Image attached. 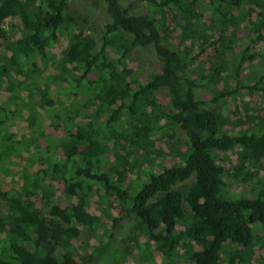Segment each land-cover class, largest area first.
Returning a JSON list of instances; mask_svg holds the SVG:
<instances>
[{
	"label": "trees",
	"instance_id": "1",
	"mask_svg": "<svg viewBox=\"0 0 264 264\" xmlns=\"http://www.w3.org/2000/svg\"><path fill=\"white\" fill-rule=\"evenodd\" d=\"M71 1L0 0V88L25 107L29 130L17 140L9 111L0 113V264H119L122 240L147 258L154 243L163 264H250L264 251L252 228L264 230V200L229 199L219 154L238 151L232 173L259 167L248 180L264 187V112L245 100L264 101L255 63L264 59V0H144L142 14L130 0H91L107 16L96 34ZM10 18L21 20V37L6 27ZM135 52L160 69L142 79L123 67L118 58ZM240 98L245 108L224 112ZM156 133L165 154L152 150ZM177 133L185 149L172 142ZM152 151L177 161L156 166ZM24 152L23 183H8L5 164ZM129 170L143 181L138 191ZM61 179L77 199L65 207L51 190ZM96 198L119 213H90ZM133 224L138 235L125 232ZM83 238L98 243L88 256L76 252Z\"/></svg>",
	"mask_w": 264,
	"mask_h": 264
},
{
	"label": "rangeland",
	"instance_id": "2",
	"mask_svg": "<svg viewBox=\"0 0 264 264\" xmlns=\"http://www.w3.org/2000/svg\"><path fill=\"white\" fill-rule=\"evenodd\" d=\"M125 6H129L131 12L135 14H142L147 12V5L144 0H130L128 2L124 3ZM70 10L71 12L79 17L80 23L84 26V28L89 31L92 34H96L100 31V29L103 27L105 21L107 20L106 12L101 7H96L92 5L91 0H72L70 3ZM6 27H13V30L15 32L16 38H19L22 36V22L19 18H10L6 22ZM240 36H243V33H239ZM65 43V42H63ZM57 48H59V44L57 45ZM51 50V49H50ZM49 50V51H50ZM121 62V65L123 67H129L132 69H136L138 72H140L142 79H145L150 74L155 72L156 70L160 69L161 65L158 63H150L148 59L139 52L132 53L130 58L127 59L121 57L118 58ZM258 67L261 68V70H264V59L263 60H257L255 62ZM52 68V67H51ZM51 71V70H50ZM49 71V72H50ZM23 79V78H22ZM28 91V90H27ZM25 95H27V92L25 91ZM156 98L159 102V104L163 106H167L168 102V96L166 92H160L156 94ZM245 100H248L249 106L248 108L252 109L255 107H258L262 112H264V101L261 97L253 96L252 98H246ZM240 107V108H239ZM242 108H245V105L242 103V99H230L224 104V112L230 113L231 111H237L239 112L242 110ZM239 109V111H238ZM6 110H8L9 115L7 116V124L8 129L12 134L16 135L17 140H21L23 135L28 134V126H27V112L23 105L21 104H14L9 102L8 94L0 88V113H4V116L6 115ZM49 129V128H48ZM47 129V130H48ZM61 130L57 131V134L61 135ZM155 138V145L152 150L158 152L159 150L162 151L163 154H165L168 151L166 139L163 140L162 137L160 138L159 133H156L154 135ZM173 143L176 144V147L185 149V138L181 133H177L176 136H174V139L172 140ZM152 151L153 155L151 157V160H154V163L157 162H163L166 165H170L172 162H176V159H171L170 157L166 160H159L158 156L156 157V153ZM52 155L55 156L59 160H63L64 157L62 155L61 149H56L52 152ZM140 155V154H139ZM222 158L221 163L224 165L226 170L230 173L229 178L231 180H227L231 183V187L228 188L230 191L229 193H233L232 196L229 197V199H240V198H259L262 196V199L264 200V187L259 185L256 187L257 183L256 179L250 178L252 175V172H255L259 167L249 166L248 169H243L241 172H238V174H233V167L238 166L239 157H238V151H234L232 153H228L227 155L219 154ZM27 157L28 153L24 152L21 155H13L10 157L5 164V167H7V176L6 181L8 183H16L18 185H21L25 178V167L27 163ZM114 158L110 156V161H113ZM263 166H264V160ZM34 172V170H31ZM30 174V173H29ZM31 175V174H30ZM128 175V182L136 184L138 187L134 191H138L140 186L143 184V181L136 180L137 173L129 170L127 172ZM233 175V176H232ZM234 175H237L234 177ZM143 178V177H142ZM228 178V177H227ZM146 178H143L145 180ZM137 181V182H136ZM51 190L54 192V200L57 201V203L62 206H68L72 203H75L77 199L68 194L66 190V185L64 180H57L54 182H51ZM8 184L4 185V188H7ZM256 187L255 190L248 194L251 188ZM227 190V189H226ZM248 194V195H246ZM99 199H94L92 202V205L88 208V211L92 214H96L98 216L102 215L103 213H111L113 215H117L119 211L112 207V209H107L106 205L99 202ZM101 204V205H100ZM37 207L39 209H42L45 212V207L43 206V201L38 199L37 200ZM121 212V211H120ZM103 223L108 224L111 226V221L107 218L103 217ZM130 223V220L128 218L122 220V226L127 225ZM179 229H182L181 226H178ZM254 233H255V239L260 244L264 240V230L262 225L260 224H254L252 226ZM125 232L130 233L132 235H138L139 230L138 228L133 224L126 226ZM100 233H103V229L100 230ZM76 252L79 256H88L92 253V251L97 246V241L95 238H90L89 241L86 240V238L81 239L80 241H76ZM120 249L125 254H122V260L119 264H163L162 255L160 251L156 248L154 243H151L150 252L151 257L147 258V256L136 249L131 242H127L125 240H122L120 242ZM181 264V263H179ZM250 264H264V251L258 250L257 253H255L254 258L252 259Z\"/></svg>",
	"mask_w": 264,
	"mask_h": 264
}]
</instances>
